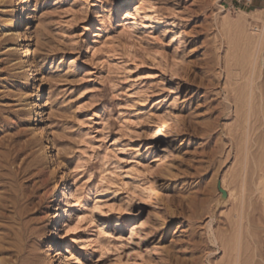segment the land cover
Listing matches in <instances>:
<instances>
[{"label": "rangeland", "instance_id": "rangeland-1", "mask_svg": "<svg viewBox=\"0 0 264 264\" xmlns=\"http://www.w3.org/2000/svg\"><path fill=\"white\" fill-rule=\"evenodd\" d=\"M18 2L0 0V264L226 263L218 240L240 190L247 38L264 27V5ZM29 39L36 68L22 65ZM261 58L249 144L264 166Z\"/></svg>", "mask_w": 264, "mask_h": 264}, {"label": "bare ground", "instance_id": "bare-ground-1", "mask_svg": "<svg viewBox=\"0 0 264 264\" xmlns=\"http://www.w3.org/2000/svg\"><path fill=\"white\" fill-rule=\"evenodd\" d=\"M23 1H24V3L28 4L32 0H23ZM16 4L19 5L18 0H17ZM27 6H29V5H27ZM27 9H29V7ZM9 21H7V22H9ZM13 22H14V19H13ZM26 25H25V27H26ZM27 29L25 30V33L27 32ZM247 37H248V35H247ZM254 37H252V39L247 38V40H249L248 43H250L254 47L253 60H252V64L250 65L251 67H250L249 75L247 74V76H246L247 78L244 76L247 79L246 80L247 83H246V85L244 87L247 88L248 92H246V95L243 94V95H245V98L243 96L244 100L242 101L243 98L241 99L243 106L240 105L241 103H238L239 107L241 106V108L243 109V112L245 111L244 116H242L243 118H240V119H242V121H243L242 124L244 125V126L242 125L243 126L242 128L246 129V130L244 129L246 137H245L244 133L241 132V133H243V137L246 138V139H244L246 141L243 142L244 144L242 145L241 148L240 147H236V148H240L239 151H237V152L240 153V157L242 158V162L239 164L240 165L239 169L238 168H237L238 170L236 169L237 170L236 171L237 174H235V172L233 174V175L236 176V180L238 182V185L240 184L239 185L240 186V190L238 192V189H237L238 187L237 188L235 187L237 189V192H238V193L236 192L237 196H235L234 201H233L234 202L235 213L233 214V218L231 217V219H228L229 222L227 221L228 222V227H226L227 228L226 231H225L226 235L223 234L224 236L221 237V238L219 237L220 239L218 240V242L220 244L219 246H221V248L223 249V253L224 252L226 253V261H225L226 263H223V264H248V262H249V264H264V247H260V244L264 243V226H262V222L264 223V215H263L264 208H262V207H264V205H263L264 204V166L260 165L257 162V160H258L257 156L258 155L256 156L257 160H255V153H256V152L254 153L255 149L253 151L252 147H250V144H249V140L251 139V136L254 134V132H257L259 130V129L258 130L254 129L255 131L253 130V127L255 128V126H254L255 123L253 124L255 119L253 121V117H254V112H256L258 110L257 107L259 106V104L262 103V102H259L258 98H260L263 95V92H262L259 84H256L255 81H256V77L259 74V73H257V70H258L257 64H258L259 58H261L264 55V52H263V50H264V27L261 30H259L258 36L255 37V38ZM34 58H35V49H34L33 45L31 44V39H29L27 44H26L25 54L22 57V59H23V64L22 65H24L25 62H27L33 68H36V66L34 65ZM38 75L39 74H38L37 69H34L33 77H32V79L30 81L29 87L38 85V82L40 80V78L38 79ZM255 75H257V76H255ZM238 77H237V79H239ZM260 79H261V76H260ZM260 79H258V80H260ZM244 84H245V82H244ZM239 88L237 86V89H239ZM257 89H258V92H257ZM234 91L236 92L237 90H234ZM41 92H42V86H40L39 93L37 95L38 96V99H37V101H38V104H37V120H36L37 123L35 125L38 127V129H40L39 126L42 123V118H43V115H44L43 114L44 106L40 102V93ZM259 92H260V95H258ZM240 94H242V93H240ZM239 96H237V99L240 101V97ZM261 99L262 98H260V101H261ZM256 100H257V102L259 104L256 102ZM256 104H258L257 107H255ZM238 105L236 106L237 107V111H238ZM259 110H261V107H260ZM259 112L260 111H258V113ZM238 113H240V115H241L242 111L241 112L238 111ZM262 114L264 115V111H263ZM262 114H260V116H262ZM258 117H259V114H258V116L255 117L256 121H258V119H257ZM259 119H260V117H259ZM257 123L258 122H256V124ZM238 124H239V122H238ZM257 128H259V126ZM252 130H253V134H251ZM257 136H259V135H257ZM236 138H237V136H236ZM241 138H242V136L239 137V139H241ZM52 140H53L52 134L49 132V130H47L46 134H45V137L41 140V146H42V148L47 149V152H50V155H49V157H50L49 159L50 160H54V157H53V154H52V152H53ZM256 140H257V138H256ZM238 142H239V140H238ZM256 144H257V142H256ZM233 145H235V144L233 143ZM259 162H261V161L259 160ZM261 164H262V162H261ZM233 178H234V176H233ZM236 180H234V181H236ZM222 186L225 189L224 180H222ZM230 191L227 192L228 196H229V199H231L232 196H233V193L230 192ZM70 195H71L70 199H73V193L72 192L70 193ZM23 199L25 200L26 198L24 197ZM12 200H14V199H12ZM15 206H16V209H17V210L15 209V211H16V215H17L16 216L17 224L19 225L18 228L23 230V226H22V221L23 220L22 219H23V217L25 215V209L21 208L17 202H15ZM26 213H27V211H26ZM10 218H12V217H10ZM15 222H16V220H15ZM11 223H10V225H11ZM256 223H259L261 226H258L259 224L256 225ZM26 231H28V230H26ZM219 233L222 234L221 231ZM17 235H19V234H17ZM54 235H55V233H54ZM220 236H222V235H220ZM19 237L20 236H18V238ZM20 240H21V238H20ZM232 240H234L235 242L231 243ZM215 242H217V241H215ZM19 243H20V241H19ZM16 245H17V243H16ZM52 247H53V245H52ZM17 248H18V246H17ZM53 248L55 249V247H53ZM55 251H56V255H59V254L62 253L60 248L55 249ZM225 253H224V256H223L224 258H225ZM3 260H6V259H3ZM64 264H67V262L65 261ZM220 264H222V263H220Z\"/></svg>", "mask_w": 264, "mask_h": 264}, {"label": "water", "instance_id": "water-1", "mask_svg": "<svg viewBox=\"0 0 264 264\" xmlns=\"http://www.w3.org/2000/svg\"><path fill=\"white\" fill-rule=\"evenodd\" d=\"M218 189H219V191H220L221 194H222V198H223V199H226L227 196H228V193H227V191L222 187V185H221L220 182H219V184H218Z\"/></svg>", "mask_w": 264, "mask_h": 264}, {"label": "built area", "instance_id": "built-area-1", "mask_svg": "<svg viewBox=\"0 0 264 264\" xmlns=\"http://www.w3.org/2000/svg\"><path fill=\"white\" fill-rule=\"evenodd\" d=\"M237 5L248 4L251 0H235Z\"/></svg>", "mask_w": 264, "mask_h": 264}, {"label": "crops", "instance_id": "crops-1", "mask_svg": "<svg viewBox=\"0 0 264 264\" xmlns=\"http://www.w3.org/2000/svg\"><path fill=\"white\" fill-rule=\"evenodd\" d=\"M255 2L259 6L264 5V0H255Z\"/></svg>", "mask_w": 264, "mask_h": 264}]
</instances>
